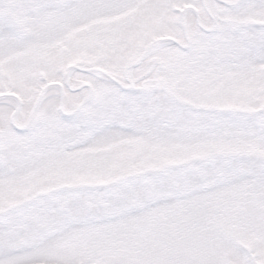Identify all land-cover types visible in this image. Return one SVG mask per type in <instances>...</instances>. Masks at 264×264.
Instances as JSON below:
<instances>
[{"label": "snow or ice", "instance_id": "obj_1", "mask_svg": "<svg viewBox=\"0 0 264 264\" xmlns=\"http://www.w3.org/2000/svg\"><path fill=\"white\" fill-rule=\"evenodd\" d=\"M0 264H264V0H0Z\"/></svg>", "mask_w": 264, "mask_h": 264}]
</instances>
